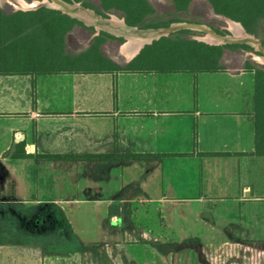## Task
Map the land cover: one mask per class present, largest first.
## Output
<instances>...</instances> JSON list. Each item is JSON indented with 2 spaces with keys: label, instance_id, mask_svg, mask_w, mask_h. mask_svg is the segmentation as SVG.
I'll use <instances>...</instances> for the list:
<instances>
[{
  "label": "crops",
  "instance_id": "crops-1",
  "mask_svg": "<svg viewBox=\"0 0 264 264\" xmlns=\"http://www.w3.org/2000/svg\"><path fill=\"white\" fill-rule=\"evenodd\" d=\"M255 111L249 69L0 73V264H144L128 245L157 257L176 240L152 238L156 210L194 225L185 240L221 241L204 264L214 247L264 246ZM70 203L106 210L100 238L74 229Z\"/></svg>",
  "mask_w": 264,
  "mask_h": 264
},
{
  "label": "trees",
  "instance_id": "trees-1",
  "mask_svg": "<svg viewBox=\"0 0 264 264\" xmlns=\"http://www.w3.org/2000/svg\"><path fill=\"white\" fill-rule=\"evenodd\" d=\"M98 1L102 10L119 12L132 26L142 28L168 26L177 20L155 21L158 11L151 0ZM173 1L176 11L188 12L194 0ZM209 1L216 13L241 21L247 31L261 37L264 43V0ZM98 10L101 11L100 8ZM78 25L85 24L59 9L40 6L31 10L6 11L0 5V73L146 69L221 70L225 69L221 61L225 48L232 45H216L195 39L163 36L147 44L132 61L122 66L105 53L103 44L110 38L121 41L123 38L104 30L93 37L85 50L70 51L66 36ZM244 46L249 47L246 44ZM246 69L252 70L255 75L256 152L264 154V67L248 64ZM125 241L134 243L138 240L129 235ZM249 250L255 251L254 261L250 260ZM207 259L212 264H264V246L224 244L214 247L212 252L207 253Z\"/></svg>",
  "mask_w": 264,
  "mask_h": 264
},
{
  "label": "rangeland",
  "instance_id": "rangeland-1",
  "mask_svg": "<svg viewBox=\"0 0 264 264\" xmlns=\"http://www.w3.org/2000/svg\"><path fill=\"white\" fill-rule=\"evenodd\" d=\"M18 1V2H17ZM29 4L27 6H34L39 5V1L37 0H26ZM41 1V0H40ZM68 1V0H66ZM68 2H76L79 3L82 7L90 9L94 13L99 16L105 18H123L119 12H108L101 9L100 3L98 0H71ZM154 6L157 8V20H173L177 19L174 22H198L203 23L214 29L220 34H230L231 27L228 25V21L215 16L212 11L209 9L207 3L205 1L194 0L193 3L190 5L188 12H178L175 9L174 1L173 0H151ZM87 3L88 5H86ZM0 5L6 11H15L24 7V4L19 0H0ZM100 8L101 11L98 9ZM23 10V9H22ZM110 15H113L111 17ZM170 23V24H171ZM85 25H78L73 30H71L66 36V43L67 47L72 52H80L85 50L89 47L93 37L95 34H99V32L103 29H97L95 25H89L84 22ZM169 24V25H170ZM92 27L93 29H91ZM139 28H142L138 26ZM162 27V26H160ZM103 28V27H100ZM149 28H157V27H149ZM106 29V28H104ZM107 31L111 33V31ZM114 32V31H113ZM233 32V30H232ZM118 32L111 33L117 37H122L123 40L117 38H110L103 44V50L109 57H113L118 59L119 61H125L128 57H130L124 50L126 44H123L125 38ZM122 34V33H121ZM209 34H206L200 30L194 29H180L168 36H175V37H182V38H189L195 39L198 41L206 42L204 39ZM262 41V38L257 36ZM263 42V41H262ZM211 44V43H209ZM232 44L231 46L225 48L224 54L222 56V64L225 68H232V69H246L248 64L252 66H261L264 67V62L256 60L254 55L264 56V54L256 48L249 44V43H226ZM226 44H219V45H226ZM239 44V45H238ZM244 44L248 45L249 47H245ZM264 44V43H263ZM52 164V163H51ZM55 164V163H54ZM46 168V167H45ZM31 175H37V170L35 168H29ZM54 171V170H52ZM53 174V173H51ZM44 178H48V175L42 176ZM47 180L45 179L44 183ZM54 195H58L57 193H53ZM51 195V194H49ZM65 211L68 215V218L73 224L74 229L81 235L82 238L88 240H96L102 236L103 233V223L100 220V216H104L105 211L104 209H93L85 204L79 203H70L65 204ZM155 212L156 213L155 215ZM153 220L150 219L148 222L144 224L151 228V234L154 236L152 238L162 236L170 237L176 240H172L170 242V248L164 249L160 251V254L157 253V257L154 254L153 247L147 244H131L128 245L129 249L136 255L137 260L140 263L144 264H204L203 257L201 255L200 249L204 243H212V244H219L221 241L218 240H208V241H191L185 240L187 234H189L190 230L194 227L191 224H188L184 218L178 217L173 219L172 222L170 221V225L168 224L167 227V220L165 217L162 216V211H155ZM137 220V219H136ZM135 220V222H136ZM139 220V218H138ZM142 220V219H141ZM196 227H200L195 225ZM164 231V232H163ZM162 235V236H161ZM169 239V238H168ZM167 253L168 256H164L163 254ZM134 264H136L134 262Z\"/></svg>",
  "mask_w": 264,
  "mask_h": 264
},
{
  "label": "water",
  "instance_id": "water-1",
  "mask_svg": "<svg viewBox=\"0 0 264 264\" xmlns=\"http://www.w3.org/2000/svg\"><path fill=\"white\" fill-rule=\"evenodd\" d=\"M37 1H39V5L36 4L34 6H26V7H22L21 9L31 10V9H36L40 6H47V7L59 9L65 13L71 15L72 17L78 18L79 20L85 22L86 24L95 25L94 23L86 22L84 19L80 18L79 16H77L75 14L74 8H72V6L78 5L77 6L78 8H81L82 10L88 11V12L92 13L94 16L101 19L102 23L107 24V25L111 23L110 22L111 18H105V17L99 16L96 13H94L93 11H91L90 9L82 7L79 3H76V2L72 3V2H68L66 0H41V1L37 0ZM110 16L113 17V15H110ZM120 19H122L123 25L127 28H130L132 30V33H134L133 36L128 35V34L117 33V34H120L121 36H123L125 38V41L123 44L131 43V42H133V40L135 38H139L138 41H136V45H135L136 46V52L130 58H127L128 61L131 60L132 58L136 57L147 44H151L155 40H158L163 36H168L171 33L175 32L177 30H180V29H194V30L203 31L206 34L211 33L214 36L218 37V40H216V41H210V40L204 39L206 42L211 43V44L219 45V44L237 43V42L249 43V44L253 45L256 48V50H258L264 54L263 42L259 38H257L255 34L247 31V29L244 27V25L241 22L236 21V20H232V19H230V21L238 23L242 26V28L245 30L246 34L248 35L247 38H244V39L235 38L232 34V31L230 34H220L217 31H215L214 29H212L211 27H209L208 25L203 24V23H198V22H174L168 26H162V27H157V28H139L138 26L129 25L126 22L124 17L120 18ZM95 27L97 29L107 30L104 28H100L97 25H95ZM108 31H111V30H108ZM111 33L116 34V32H113V31H111ZM95 35H97V34H95Z\"/></svg>",
  "mask_w": 264,
  "mask_h": 264
},
{
  "label": "bare ground",
  "instance_id": "bare-ground-1",
  "mask_svg": "<svg viewBox=\"0 0 264 264\" xmlns=\"http://www.w3.org/2000/svg\"><path fill=\"white\" fill-rule=\"evenodd\" d=\"M20 2H22L24 4V7H26L27 5H32L29 4L26 0H19ZM18 2V1H17ZM78 5H73L72 8H74L75 14L77 16H79L80 18L84 19L86 22L89 23H94L95 25H97L98 27H103L109 30H112L114 32H118V33H122V34H128V35H132L134 33H132V30L130 28H127L123 25L122 19H118L116 17L110 19V24H104L102 23L101 19H99L98 17L94 16L92 13L82 10L81 8L77 7ZM77 9H76V8ZM110 25V26H109ZM231 29L233 30L232 34L235 38H240V39H244L247 38L248 35L246 34L245 30L242 28V26L240 24H234ZM209 34L206 37V40H210V41H216L218 40V37L214 36L211 33H207ZM139 38H135L133 40V42L131 43H127V45L125 46V52L131 57L135 52H136V41H138ZM256 60L262 61L264 62V56H260V55H254ZM128 57V58H130Z\"/></svg>",
  "mask_w": 264,
  "mask_h": 264
}]
</instances>
